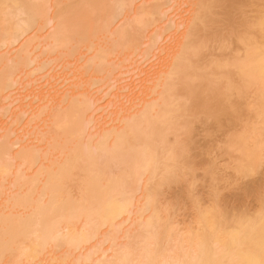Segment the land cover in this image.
Returning <instances> with one entry per match:
<instances>
[{"label": "bare ground", "instance_id": "obj_1", "mask_svg": "<svg viewBox=\"0 0 264 264\" xmlns=\"http://www.w3.org/2000/svg\"><path fill=\"white\" fill-rule=\"evenodd\" d=\"M137 1L0 0V116L13 110L0 125V264H264V192L251 185L258 207L235 212L212 185L220 156L243 176L264 161V0H185L179 26L169 13L183 0ZM173 27L163 72L94 125L97 95Z\"/></svg>", "mask_w": 264, "mask_h": 264}, {"label": "rangeland", "instance_id": "obj_2", "mask_svg": "<svg viewBox=\"0 0 264 264\" xmlns=\"http://www.w3.org/2000/svg\"><path fill=\"white\" fill-rule=\"evenodd\" d=\"M139 1L140 0H138L137 1V3L136 4H138L139 3ZM186 1H188V0H186ZM185 0H183L182 2H181V5H186V7H189V4L186 2ZM183 3V4H182ZM181 5H179V7L181 8V13L179 12V10H177V9H180L179 7L177 8V7H175L173 10H172V12H170L169 13V16H170V14L172 15L171 17H175V20H176V22H175V24L177 23V20L179 21V19H180V22L182 23L184 20V22H186V18H187V15H186V11H187V9L188 8H186L185 6L184 7H182ZM188 5V6H187ZM170 6V5H169ZM185 8H186V11H185ZM189 10V9H188ZM174 11H175V14H174ZM177 11H178V13H177ZM183 13V14H182ZM179 14H180V16H181V18H180V16H179ZM183 15V16H182ZM178 16H179V18H178ZM177 17V18H176ZM183 18H184V20H183ZM183 21H182V20ZM179 23V22H178ZM178 23L176 24L177 26H179V25H181V23L178 25ZM173 26H174V24H173ZM49 29V28H48ZM174 29V30H173ZM47 29H45L44 30V32H47L46 31ZM151 30H153V29H151ZM182 30V29H181ZM170 31H172V32H170ZM170 31H167V32H164V33H162L161 34V40H160V42H159V45L158 46H156L147 56H148V58H147V56H146V58L145 59H143L142 60V62H140V63H137V67L136 66H133V68L132 67H129L130 65H128V63H125L124 65H123V67L122 68H120V70H122L120 73H122L121 74V78H120V80H118L117 81V83H114V84H112V83H108V84H106L107 86L105 87V89H104V92H103V96H104V93L106 94L105 95V98L102 96V95H100V94H98L97 95V101H96V105H95V117H94V121H96V124L94 123V125H97L98 124V127L100 128H102V126H104L105 124H106V122L109 120V119H111L113 116H114V112H115V110H116V112L115 113H117L118 111H120V109H122L123 107L125 108L126 106H120V108L119 107H117V105L119 106V104L118 103H120L122 100L124 101V104L126 103L125 101L127 100V103H126V105H129V100L131 99V101H135V100H132V98H133V96L135 97V95L139 98V94H142V92H144L143 90L146 88L147 89V86H148V84H150L152 81L154 82V80H156L157 79V75H160V70L162 69L163 70V66L161 65V63H160V61H163L164 59H161L160 61H159V58H163V56L167 53V51L169 50V47L171 48V47H173V46H171V45H173V44H171L172 43V39H171V42H170V40H168L167 39V37H169V36H171V35H173V34H176V36L179 34V32L177 33L176 32V30H175V28L173 27L172 28V30H170ZM44 32H43V34H44ZM173 32H175V33H173ZM167 33H168V35H167ZM171 35H170V34ZM165 39H167V41H163V40H165ZM23 40H20L19 42H17L14 46H13V49H15V48H17L18 47V44L20 43V42H22ZM161 42H162V44H161ZM164 42V43H163ZM170 42V43H169ZM169 43V44H168ZM174 43V42H173ZM164 44V45H163ZM168 44V45H167ZM171 44V45H170ZM163 45V46H162ZM166 45V46H165ZM170 45V46H169ZM166 48H165V47ZM156 48H157V50H156ZM160 48H163V49H160ZM165 49H166V52L165 53H163L164 51H165ZM168 49V50H167ZM154 50H156L157 52H154ZM163 51L162 53V55H159L160 53L158 52V51ZM154 52V53H153ZM155 54V55H154ZM137 54H134L133 55V57L134 56H136ZM154 56V57H152V56ZM155 57H157L158 58V60H157V58H155ZM136 58V57H135ZM43 61V58L42 59H40V63ZM156 61V62H155ZM160 63V66H159V63ZM71 63H73L72 61H71ZM71 63L69 62V63H67L65 66H70L71 65ZM144 64V65H143ZM127 66V67H126ZM139 66V67H138ZM143 66V67H142ZM57 67V68H56ZM56 68V69H55ZM128 68V69H127ZM161 68V69H160ZM62 68L60 67V65H58V66H54V68H53V71H51L49 74H48V77L46 78V79H42V80H40L39 81V84L36 86V88L34 89V91H32L31 89H30V87L29 88H27V93L31 90L34 94H35V92H36V94L34 95H32L31 96V94H32V92L30 91V93L31 94H29L28 96H29V98H32V99H29L28 101V103H32L30 100H33V99H35L37 96H41V97H43L46 93H48V92H50L49 90V88L50 87H52L51 85H52V83L54 82V77H56L55 75L56 74H58L59 72L58 71H60ZM128 71H127V70ZM134 69V70H133ZM159 69V70H158ZM56 70V71H55ZM161 70V71H162ZM140 72V73H139ZM163 72V71H162ZM119 73V72H118ZM119 73V74H120ZM67 73H65V75H66ZM125 75V76H124ZM49 76L50 77H52V80H51V78H49ZM68 76V75H67ZM65 76H64V74L61 76V78H64ZM144 77V78H143ZM155 77V78H154ZM152 78V79H151ZM49 80V81H48ZM145 80V81H144ZM29 80L27 79V81L25 80V81H23L22 83L20 82V84L19 85H23V83L24 84H26V82L27 83H29L28 82ZM51 81H52V83H51ZM139 81V82H138ZM49 82H50V84H49ZM149 82V83H148ZM140 83V84H139ZM48 84V85H47ZM120 85V86H119ZM47 86V87H46ZM115 86H116V88H115ZM108 87H109V89H108ZM144 87V89H142ZM42 88V89H41ZM124 88V89H123ZM107 89V91H105ZM117 89V91H115ZM145 89V90H146ZM109 90H111L110 91V93H109ZM141 93H140V92ZM107 92V93H106ZM27 93L25 94L26 96H27ZM38 93V94H37ZM25 95L24 96H21L20 98H24L25 97ZM37 95V96H36ZM101 97H100V96ZM123 96V97H121V96ZM128 95H129V97H128ZM132 95V96H131ZM16 96V95H15ZM98 96H99V98H98ZM17 97V96H16ZM16 97H13L14 99L16 98ZM35 97V98H34ZM40 97V98H41ZM124 97H126L127 99L125 100L124 99ZM132 97V98H131ZM234 98H235V96H233ZM11 99L12 101L14 100V99ZM22 98V99H23ZM128 98H130V99H128ZM138 98H133V99H138ZM36 99H38L39 100V97L38 98H36ZM117 99H120V100H118V102H117ZM122 99V100H121ZM10 100V102H8L9 104L11 103L12 104V101ZM15 101H16V103L15 104H13L14 105V107L15 106H17V107H20L19 106V101H20V99L18 100V102H17V100L15 99ZM115 101V102H114ZM120 101V102H119ZM122 101V102H123ZM40 103V102H39ZM37 103L36 102V104H34L35 105V108L36 109H34V106H33V109L36 111H38V109H37V106L38 105H45V103L43 104V103ZM98 103V104H97ZM38 104V105H37ZM114 104V105H113ZM121 104H123V103H121ZM33 105V104H32ZM32 105L30 104L29 106H28V104H27V106H28V108H29V113L28 112H26L27 113V115L24 117L23 116V122L24 123H26L27 122V120L30 118V116H31V114L33 113V112H35L34 110H33V112L32 113H30V111L32 110V109H30V108H32ZM37 105V106H36ZM109 105V106H108ZM116 105V106H115ZM43 106H40V108L41 107H43ZM17 107H15V108H17ZM39 107V106H38ZM111 107V108H110ZM26 108V107H25ZM28 108H26L27 110H28ZM97 108V109H96ZM117 108H119V110L117 109ZM123 108V109H124ZM127 108V107H126ZM12 109H13V106H12ZM109 109V110H108ZM115 109V110H114ZM100 110V111H99ZM105 110V111H104ZM107 110V111H106ZM13 111V110H12ZM12 111L10 110L9 112H11L12 113ZM7 113L6 115H3L2 117L0 116V125H5V123H8L9 122V118H10V113ZM98 112V113H97ZM103 112H105V113H103ZM36 113V112H35ZM35 113H33V116L35 115ZM109 113V114H108ZM112 116H111V115ZM8 115V116H7ZM33 116H31V117H33ZM106 116H108L107 118H106ZM110 116H111V118H110ZM102 117V118H101ZM95 118H97V119H95ZM109 118V119H108ZM24 119H26L25 121H24ZM107 120V121H105V120ZM99 120V121H98ZM101 120H103V121H101ZM105 121V122H104ZM201 121H205V120H203V119H201ZM99 122V123H98ZM103 122V123H102ZM101 123V124H100ZM201 122L199 121V124L197 123V125L199 126V125H201L200 124ZM203 124V123H202ZM222 124V123H221ZM100 125H102V126H100ZM216 127H217V129L218 128H220V126L216 123V125H215ZM199 128H200V126H199ZM201 128H202V126H201ZM200 128V130L199 131H201L202 129ZM220 130V131H219ZM218 131L220 132V133H218ZM29 132H31V130L29 131ZM28 131H27V133H29ZM27 133H25V131H24V135L25 134H27ZM202 133H203V131H202ZM216 135H217V138H220L221 137V134H222V131H221V128L220 129H218L217 131H216ZM200 134V133H199ZM200 136H198V138H199ZM203 139V136L201 135V137L199 138V139ZM203 142V141H202ZM216 144V146H218V145H220V142L219 143H215ZM218 144V145H217ZM217 149V148H216ZM221 148H219V150L217 149L216 151H218L219 153L222 151V150H220ZM226 157V156H225ZM221 156L219 157V159H218V161H219V164H220V167H219V169H220V177H219V180L217 179V182H215V185H218V186H215L214 185V182H213V186L216 188H219V187H221V191H219V197L220 196H222V197H220L221 199H220V203L222 202V205H224L225 203V206H227V203H228V206H229V208H231L230 210H233V209H235V212H237V211H239V209L238 208H240L241 209V211L243 210V209H248L249 211H255V209L258 207L257 205H259V203H260V199H259V196H256L257 194H260L261 195V193H263L264 192V190L263 191H260L261 189H264V186H262V185H264L263 183H264V181H263V179H264V161L262 160V164H258V166H256L255 167V169H253L254 171H248L249 173L248 174H244L245 176H243V174L241 173H238V174H236V172H237V170H236V172L233 170L234 168H232L234 165H235V162H234V160H231L230 162H231V164H233V166L232 165H229V167L228 168H226L224 165H223V163L226 161H223L224 159V157H222L221 159ZM226 159V158H225ZM223 162V163H222ZM204 164L205 163H203V164H201V166L200 167H202L203 168V166H204ZM203 165V166H202ZM221 165H223V167L221 166ZM207 167L209 166L208 164L206 165ZM228 166V165H227ZM230 166H232V167H230ZM205 167V166H204ZM207 167H206V169H207ZM222 167V168H221ZM225 167V168H224ZM199 168L198 170H197V174H202V175H200L201 177L203 176V172L205 171L204 169L205 168ZM232 168V169H231ZM202 169V170H201ZM222 169H223V171H222ZM239 172V171H238ZM205 173V172H204ZM235 173V174H234ZM234 174V175H233ZM238 175V176H237ZM187 176V175H186ZM237 177L236 179L234 178V177ZM240 176H241V178H240ZM225 177V179H223ZM229 178V179H228ZM231 178V179H230ZM239 178V179H238ZM188 179H190V177H189V174H188V178L187 179H183V181L179 184V182H175V183H171V187H172V189H171V187L169 186H167L166 187V189L167 188H170V189H168V191H166V192H169V193H171L172 194V192L174 191L173 190V186H174V188H178L179 186H181V185H185V181L186 180H188ZM236 181H235V180ZM262 179V180H261ZM203 179H201V183L198 181V183L199 184H197V186L198 187H196L197 188V190H198V192L200 193V195H202V198H203V201H204V199H207L206 201H208V198L210 199V197H212V194H210V192L208 193V190H210V189H208V188H211L210 186H211V184H210V182H208V181H206V180H204V182L202 181ZM256 180V181H255ZM208 182V183H206V182ZM259 181H263L262 183L261 182H259ZM227 182V183H226ZM253 182H254V184H253ZM258 182H259V184H258ZM202 183H203V185H202ZM216 183H218V184H216ZM206 184V185H205ZM183 185V186H184ZM208 185V186H207ZM234 185V186H233ZM251 185H253V186H255V190L257 189V190H259V192L256 190V192H257V194H256V192H255V190L253 191V189L254 188H250V187H253V186H251ZM176 186V187H175ZM212 186V187H213ZM248 186V187H247ZM260 186H262V188L260 189ZM182 187V186H181ZM206 187V188H205ZM259 187V188H258ZM180 188V187H179ZM178 188V189H179ZM249 190H247V189ZM175 189V190H176ZM177 189V190H178ZM201 189V190H200ZM220 189V188H219ZM172 190V192H170ZM176 190V191H177ZM206 190V191H205ZM245 191H247V192H245ZM205 192V193H204ZM252 192H254V193H252ZM249 193H251L250 195H249ZM170 194V195H171ZM211 196H210V195ZM247 194V195H246ZM254 194V195H253ZM205 195V196H204ZM208 195H209V197H208ZM207 196V197H206ZM186 201V202H185ZM259 201V202H258ZM189 203H190V201L189 200H183L182 202H181V204L178 206V209L181 211H179L180 212V214H183V213H188L187 214V216L189 215V218H190V215L191 214H189V211L190 210H192V208H188V206H189ZM224 203V204H223ZM190 205H191V203H190ZM233 205V208L231 207ZM189 207H191V206H189ZM237 207V208H236ZM243 208V209H242ZM237 209V210H236ZM185 211V212H184ZM193 211V210H192ZM191 211V212H192ZM183 212V213H182ZM240 212V211H239ZM185 214H183V216L185 215ZM186 216V215H185ZM185 218V217H184ZM188 218V217H187Z\"/></svg>", "mask_w": 264, "mask_h": 264}]
</instances>
